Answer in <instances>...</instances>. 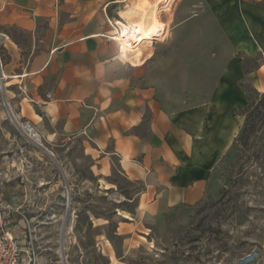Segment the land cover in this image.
<instances>
[{
	"label": "rangeland",
	"instance_id": "1",
	"mask_svg": "<svg viewBox=\"0 0 264 264\" xmlns=\"http://www.w3.org/2000/svg\"><path fill=\"white\" fill-rule=\"evenodd\" d=\"M165 1L158 0L159 9ZM193 3L173 2L164 13L170 21L166 36L141 49L151 54L141 72L170 111L207 99L233 53L212 15ZM115 13L108 12V36L120 19ZM1 32L20 44L19 63L27 62L29 36L11 28L0 27ZM240 56L245 66H254L255 57ZM258 56L264 59V48ZM4 61L0 46L5 92L0 88V197L21 207L30 221L39 264H240L244 254L264 242V97L251 83L242 85L247 104L239 114L243 125L246 115L254 119V129L244 143L242 125L216 167V193L194 206L142 216L136 199L142 185L125 179L116 162L109 177L96 176L81 137H50L51 125L39 110L51 99L46 94L50 82L37 89L32 80H6L1 77ZM17 67L6 69L21 72ZM26 125L36 139L23 129ZM55 128L60 133V123ZM121 224L133 225L132 240L119 235Z\"/></svg>",
	"mask_w": 264,
	"mask_h": 264
},
{
	"label": "crops",
	"instance_id": "2",
	"mask_svg": "<svg viewBox=\"0 0 264 264\" xmlns=\"http://www.w3.org/2000/svg\"><path fill=\"white\" fill-rule=\"evenodd\" d=\"M177 1L166 0L160 9L166 34V10ZM189 1L212 15L233 53L207 99L170 111L147 82L142 65L124 60L117 43L109 41L120 29L117 20L126 23L120 13L139 0H0V27L27 34L31 49L27 62L19 63L20 44L1 32V77L32 80L37 89L49 81L51 99L39 109L51 125L49 136L81 137L93 161L90 170L98 177H109L116 162L125 179L142 185L136 196L142 216L194 206L215 194L214 171L244 122L239 114L247 104L242 85L251 83L264 94V59L258 56L264 48V0ZM110 11L120 19L108 36ZM144 47L139 45L141 53ZM36 48L40 51L34 54ZM240 55L255 57L254 66H245ZM11 66H21V72L6 69ZM121 225L119 235L132 240L133 225Z\"/></svg>",
	"mask_w": 264,
	"mask_h": 264
},
{
	"label": "built area",
	"instance_id": "3",
	"mask_svg": "<svg viewBox=\"0 0 264 264\" xmlns=\"http://www.w3.org/2000/svg\"><path fill=\"white\" fill-rule=\"evenodd\" d=\"M39 249L38 238L21 207L0 197V264H39ZM240 264H264V242L244 254Z\"/></svg>",
	"mask_w": 264,
	"mask_h": 264
},
{
	"label": "bare ground",
	"instance_id": "4",
	"mask_svg": "<svg viewBox=\"0 0 264 264\" xmlns=\"http://www.w3.org/2000/svg\"><path fill=\"white\" fill-rule=\"evenodd\" d=\"M159 14L158 0H139L138 3L127 7L120 13L121 19L126 23L117 20L120 29H117L116 34L110 40L117 43L118 53L124 60L131 62L134 66H141L151 57V55L144 57L139 45L153 44L152 40L162 41L166 36L167 25L162 23ZM128 53L133 55L129 57ZM23 129L31 137L37 138V134L31 126H23Z\"/></svg>",
	"mask_w": 264,
	"mask_h": 264
},
{
	"label": "trees",
	"instance_id": "5",
	"mask_svg": "<svg viewBox=\"0 0 264 264\" xmlns=\"http://www.w3.org/2000/svg\"><path fill=\"white\" fill-rule=\"evenodd\" d=\"M262 97H264V94H261ZM245 110V109H244ZM245 114V113H242ZM254 119H250L249 116L246 115L245 123L243 125V128L239 134V138L246 143L249 137V132L253 131L254 129Z\"/></svg>",
	"mask_w": 264,
	"mask_h": 264
},
{
	"label": "water",
	"instance_id": "6",
	"mask_svg": "<svg viewBox=\"0 0 264 264\" xmlns=\"http://www.w3.org/2000/svg\"><path fill=\"white\" fill-rule=\"evenodd\" d=\"M2 87H3V84L0 82L1 92H2V94L4 95L5 92H4V89H3ZM7 108H8V113L11 114L10 109H9V107H8V104H7ZM47 152H48V151H47ZM48 154H49L51 157H53V155H52L50 152H48Z\"/></svg>",
	"mask_w": 264,
	"mask_h": 264
}]
</instances>
